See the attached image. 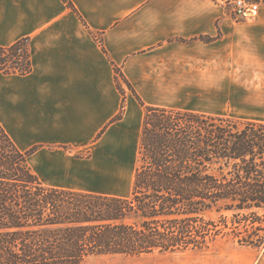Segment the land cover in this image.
Returning a JSON list of instances; mask_svg holds the SVG:
<instances>
[{
	"label": "crops",
	"instance_id": "0c3cea01",
	"mask_svg": "<svg viewBox=\"0 0 264 264\" xmlns=\"http://www.w3.org/2000/svg\"><path fill=\"white\" fill-rule=\"evenodd\" d=\"M70 1L0 0V46L26 38L32 62L26 74L0 71V122L22 151L35 149L46 184L95 191L79 186L94 157L78 155L142 129L145 109L118 88L116 67L147 105L183 109L242 73L264 75V8L250 21L231 0Z\"/></svg>",
	"mask_w": 264,
	"mask_h": 264
},
{
	"label": "trees",
	"instance_id": "16d2710c",
	"mask_svg": "<svg viewBox=\"0 0 264 264\" xmlns=\"http://www.w3.org/2000/svg\"><path fill=\"white\" fill-rule=\"evenodd\" d=\"M31 69L26 38L0 46V71ZM115 71L145 109L130 193L46 184L35 149L22 151L0 122V264L185 252L219 237L264 248V120L147 105Z\"/></svg>",
	"mask_w": 264,
	"mask_h": 264
},
{
	"label": "rangeland",
	"instance_id": "374dc122",
	"mask_svg": "<svg viewBox=\"0 0 264 264\" xmlns=\"http://www.w3.org/2000/svg\"><path fill=\"white\" fill-rule=\"evenodd\" d=\"M260 3V11L264 8V0ZM232 13L235 16L233 12ZM236 17V16H235ZM237 18V17H236ZM240 20H250L238 18ZM263 69L264 63H258ZM125 85V83H123ZM223 94L193 96L187 108L196 111L230 115L241 119L264 120V75L262 72L242 73L241 78L234 81H225ZM126 87V85H125ZM130 133L134 140L125 145L113 144L110 146L95 144L92 150L80 153L94 157L90 177L84 179L79 186L85 189L102 191L115 195H128L132 189L134 173L138 164V146L141 136V127L135 125ZM108 157V159H104ZM216 217V215H213ZM234 258H240L241 264H264V248L240 245L227 237H219L206 249L188 250L185 252H152L140 256L123 254L90 256L80 264H208L224 263ZM203 261V262H202Z\"/></svg>",
	"mask_w": 264,
	"mask_h": 264
},
{
	"label": "built area",
	"instance_id": "2783aa9c",
	"mask_svg": "<svg viewBox=\"0 0 264 264\" xmlns=\"http://www.w3.org/2000/svg\"><path fill=\"white\" fill-rule=\"evenodd\" d=\"M230 4L237 18L252 19L260 10V3L257 0H231Z\"/></svg>",
	"mask_w": 264,
	"mask_h": 264
}]
</instances>
